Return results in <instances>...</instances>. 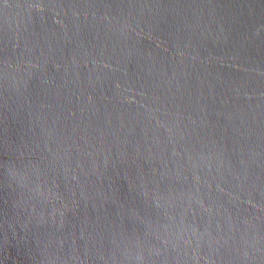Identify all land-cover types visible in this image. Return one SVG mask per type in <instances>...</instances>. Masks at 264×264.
<instances>
[{
    "label": "water",
    "instance_id": "95a60500",
    "mask_svg": "<svg viewBox=\"0 0 264 264\" xmlns=\"http://www.w3.org/2000/svg\"><path fill=\"white\" fill-rule=\"evenodd\" d=\"M0 264H264V0H0Z\"/></svg>",
    "mask_w": 264,
    "mask_h": 264
}]
</instances>
